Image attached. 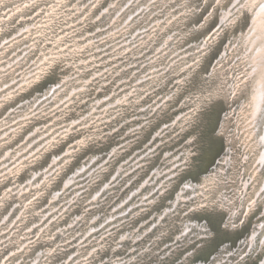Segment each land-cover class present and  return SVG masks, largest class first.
<instances>
[{"label":"rangeland","instance_id":"1","mask_svg":"<svg viewBox=\"0 0 264 264\" xmlns=\"http://www.w3.org/2000/svg\"><path fill=\"white\" fill-rule=\"evenodd\" d=\"M262 26L264 0H0V264H264Z\"/></svg>","mask_w":264,"mask_h":264},{"label":"bare ground","instance_id":"2","mask_svg":"<svg viewBox=\"0 0 264 264\" xmlns=\"http://www.w3.org/2000/svg\"><path fill=\"white\" fill-rule=\"evenodd\" d=\"M264 29V26H262ZM259 59L261 60L260 64L262 65V68L260 69L261 72L259 73L261 76V81L259 83V86H261V90H258V95L256 97V99H258V106L260 105L261 100L264 99V45L261 48V52L259 55Z\"/></svg>","mask_w":264,"mask_h":264},{"label":"snow or ice","instance_id":"3","mask_svg":"<svg viewBox=\"0 0 264 264\" xmlns=\"http://www.w3.org/2000/svg\"><path fill=\"white\" fill-rule=\"evenodd\" d=\"M211 242V241H210Z\"/></svg>","mask_w":264,"mask_h":264}]
</instances>
